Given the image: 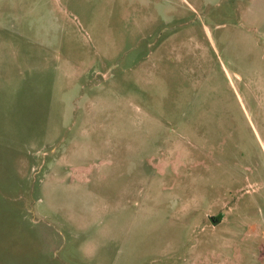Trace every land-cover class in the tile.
<instances>
[{
	"label": "rangeland",
	"instance_id": "374dc122",
	"mask_svg": "<svg viewBox=\"0 0 264 264\" xmlns=\"http://www.w3.org/2000/svg\"><path fill=\"white\" fill-rule=\"evenodd\" d=\"M0 264H264V0H0Z\"/></svg>",
	"mask_w": 264,
	"mask_h": 264
},
{
	"label": "water",
	"instance_id": "95a60500",
	"mask_svg": "<svg viewBox=\"0 0 264 264\" xmlns=\"http://www.w3.org/2000/svg\"><path fill=\"white\" fill-rule=\"evenodd\" d=\"M213 220H215V219H213Z\"/></svg>",
	"mask_w": 264,
	"mask_h": 264
},
{
	"label": "flooded vegetation",
	"instance_id": "af4514ba",
	"mask_svg": "<svg viewBox=\"0 0 264 264\" xmlns=\"http://www.w3.org/2000/svg\"><path fill=\"white\" fill-rule=\"evenodd\" d=\"M213 218V217H212Z\"/></svg>",
	"mask_w": 264,
	"mask_h": 264
}]
</instances>
